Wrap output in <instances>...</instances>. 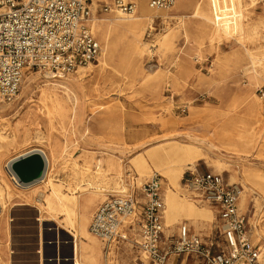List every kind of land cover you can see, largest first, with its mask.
Segmentation results:
<instances>
[{
  "label": "rangeland",
  "instance_id": "374dc122",
  "mask_svg": "<svg viewBox=\"0 0 264 264\" xmlns=\"http://www.w3.org/2000/svg\"><path fill=\"white\" fill-rule=\"evenodd\" d=\"M107 1L91 0L96 9L91 28L103 50L95 61L76 69L81 81H69L76 71L57 77L28 70L23 76L29 78L27 92L19 89L12 103L0 102V134L5 136L0 140V264H54L47 261L54 257V244H48L52 241L62 264H72V234L77 233L82 263L136 264L138 254L129 244L115 245L107 254L87 228L99 203L126 191L132 179L139 185L153 174L162 182L165 233L174 234L185 222L191 232L206 236L215 208L196 202L180 182L186 170L194 169L220 174L245 195L241 206L239 193L238 207L264 264V194L249 182L253 174H264V99L258 92L264 90V2L175 0L169 11H154L167 14L165 18L144 23L141 42L147 48L137 65L127 51V33L115 26L134 20L138 6L130 18L101 13V3ZM171 36L170 49L162 51L160 43ZM109 45L110 58L104 63L102 54ZM63 81L76 96L70 102L75 112L69 120L54 119L48 128L41 89ZM51 143L58 158L50 178L69 195L77 184L89 189L77 193L80 226L45 212L36 198L48 194L46 186L21 188L6 165L31 148L49 153ZM209 144L215 148L209 150ZM114 147L120 172L107 171L104 163L97 170L96 158L106 157ZM177 148L187 150L190 159L176 165L156 163V152L167 155ZM98 172L103 179L93 178ZM87 245L99 251L98 262L86 257Z\"/></svg>",
  "mask_w": 264,
  "mask_h": 264
},
{
  "label": "built area",
  "instance_id": "2783aa9c",
  "mask_svg": "<svg viewBox=\"0 0 264 264\" xmlns=\"http://www.w3.org/2000/svg\"><path fill=\"white\" fill-rule=\"evenodd\" d=\"M174 2L147 0V5L169 11ZM137 6L133 0H109L99 11L131 16ZM95 16L91 0H0V102L15 100L28 70L63 77L95 61L101 51L90 26ZM258 92L264 99V90ZM133 180L126 191L99 203L91 216L89 231L104 244L105 253L129 243L138 251L136 264H170L172 257L176 264H189L188 258L193 264H260L262 250L252 242L238 207L240 191L220 174L194 169L180 179L196 202L215 208L206 236L191 232L185 222L174 234H166L161 178L153 174L139 185Z\"/></svg>",
  "mask_w": 264,
  "mask_h": 264
},
{
  "label": "bare ground",
  "instance_id": "6f19581e",
  "mask_svg": "<svg viewBox=\"0 0 264 264\" xmlns=\"http://www.w3.org/2000/svg\"><path fill=\"white\" fill-rule=\"evenodd\" d=\"M137 2L138 4V13L135 16H127V17H132L134 20H128L125 22H120L118 23L115 27L120 28L122 31L126 32L128 35V42H127V51L130 54V56H133L136 58V63L137 65L139 64V60L143 52L145 51V44L141 42V36H142V27L145 22H151L152 18H157V17H162L165 18L167 14L165 13H156L154 11H159V10H154L148 7L146 0H133ZM253 4V0H250V4ZM245 4V2H244ZM251 4V6H252ZM193 15H195V12L193 11ZM95 17L92 19L90 26L92 22L94 21ZM102 38L104 35L101 36ZM172 36L171 37H166L161 43H160V49L162 51H166L170 49L171 47V41H172ZM103 49H101L102 52ZM112 50V46L109 45L107 47V50L102 54V62L106 63V61L110 58V53ZM150 51V50H148ZM99 56V55H98ZM152 67V66H151ZM77 76L69 79L70 82H79L81 81V74L80 71H76ZM80 74V75H79ZM52 76V75H51ZM69 77V76H68ZM65 80V79H64ZM28 81L29 78L25 76L24 79H22L21 84L19 89L21 90L22 93H24L26 90H28ZM60 86H54L53 87H43L41 89L40 97H39V102L42 104L43 107H45V115H44V120L47 123L46 126L48 128L53 127V121L54 119H61V120H69L72 117V107L70 106V102L73 101V99L76 98L74 92L71 90L70 86L68 85L67 82L63 81L59 83ZM52 86V85H51ZM60 87V91H58V88ZM30 90V89H29ZM27 92V91H26ZM29 92V91H28ZM26 97V96H25ZM27 98V97H26ZM76 102V101H75ZM74 103V102H73ZM75 112V110H74ZM40 116V115H39ZM5 136L0 134V140H4ZM148 143V142H147ZM7 143L6 145H8ZM12 144V142H11ZM49 145V153L44 151L43 149L40 148H31L30 150L23 152L22 154L19 153V155L15 156L14 158H9V160L6 162L7 167L9 168V162L12 159H15L21 155H24L25 153L38 150L41 155L44 157L45 162H46V169L44 173V177L32 182L35 184H32L30 186H23L20 185L21 188L27 189L29 187L35 186L37 184H44L46 188L48 189V194L45 196L43 193L39 195V197L36 198V201L40 203L41 207L45 209V212L49 214H54L58 213L60 216L63 218L64 222L69 223L70 225H78L80 226L81 222L83 221V215L81 213V207L78 202V196L77 193H84L88 191L89 189L83 185V184H77L74 187L70 188V195L67 193L62 192V186L59 184L57 181L53 180L50 178V171L51 167H54V163L57 160V154H56V145L54 143L48 144ZM214 149V145L209 144L208 149ZM113 151L112 153H109L106 157L101 156L102 159H97L96 158V167L97 170L100 171L101 169V164L104 163L106 166L107 171H114L116 173H119L121 168L119 164V158L115 154L117 148L114 147L111 148ZM217 150V149H216ZM104 152V151H103ZM189 152L187 150L177 148V149H170L167 152V155L163 152H156L155 154V160L156 163L159 165H167L168 162H172L174 165L186 162L190 159L189 157ZM143 163V162H142ZM5 165V167H6ZM6 167V168H7ZM213 172V171H212ZM85 174V173H84ZM83 176V175H82ZM104 174H101V172L96 173L93 178L97 179H103ZM249 182L251 185H256L257 192L259 194H264V174H253V177L249 179ZM118 184V183H117ZM241 193V201L240 205L243 206L245 205L246 202V197L245 195ZM45 197V198H44ZM239 200V198H238ZM43 202V205H42ZM164 202V200H163ZM166 208L165 202H164V209ZM164 212V211H163ZM91 220V218H90ZM62 223V222H61ZM90 223V221H89ZM89 226V224H88ZM87 233L91 235L92 237L96 238L94 235H92L89 231V228H87ZM73 237H75L74 240V264H84L82 263L78 258L79 257V242H78V233L77 234H72ZM85 254L86 257L92 262L96 263L98 262V256H99V251L97 248H92L89 245H87L85 248ZM73 251V250H72Z\"/></svg>",
  "mask_w": 264,
  "mask_h": 264
},
{
  "label": "water",
  "instance_id": "95a60500",
  "mask_svg": "<svg viewBox=\"0 0 264 264\" xmlns=\"http://www.w3.org/2000/svg\"><path fill=\"white\" fill-rule=\"evenodd\" d=\"M45 169V159L38 150L25 153L9 163V173L21 185L43 178Z\"/></svg>",
  "mask_w": 264,
  "mask_h": 264
},
{
  "label": "crops",
  "instance_id": "0c3cea01",
  "mask_svg": "<svg viewBox=\"0 0 264 264\" xmlns=\"http://www.w3.org/2000/svg\"><path fill=\"white\" fill-rule=\"evenodd\" d=\"M94 212V211H93ZM93 214V213H92ZM92 216V215H91ZM54 244V248H55V252H54V257H53V259H48L47 261H53V263L54 264H62V262H63V259L62 258H60V255L58 254L59 252H58V250H56V245L55 244H57V242L55 241H52V242H48V244ZM121 244H123V243H121ZM125 244V243H124ZM127 244H129V243H127ZM130 245V244H129ZM130 250H132L133 252L134 251H136L137 252V254H138V251H137V249L136 248H134V247H132L131 245H130ZM128 248V249H129ZM132 248H134L135 250H133ZM110 254V253H109ZM71 255H72V258H71V260H72V264H74V248H73V251H71ZM57 256V257H56ZM137 257V256H136ZM135 259V262H136V258H134ZM189 259V258H188ZM191 259H193V258H191ZM178 262V260H176L175 258L174 259H171V261H170V264H176ZM190 264V263H189Z\"/></svg>",
  "mask_w": 264,
  "mask_h": 264
}]
</instances>
